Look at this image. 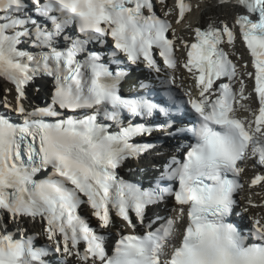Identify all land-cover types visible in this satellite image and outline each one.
Instances as JSON below:
<instances>
[{"label":"snow or ice","instance_id":"obj_1","mask_svg":"<svg viewBox=\"0 0 264 264\" xmlns=\"http://www.w3.org/2000/svg\"><path fill=\"white\" fill-rule=\"evenodd\" d=\"M218 3L240 9L231 27L189 24L195 42L181 38L198 95L187 90L177 101L169 90L154 101L150 92L122 94L130 66L177 69L175 31L153 0H0V79L16 93L15 106L6 98L3 106L22 118L0 115V264H264V217L249 215L247 229L230 219L249 160L260 170L250 187L264 188V0ZM175 8L179 24L191 5ZM238 37L250 55V70L242 65L250 91L221 47ZM109 40L105 54L95 49ZM36 79L50 81L49 101L28 109L25 90ZM158 114L166 123L182 115L190 126L175 131L189 142L145 187L121 170L153 147L139 138L156 130ZM168 199L169 216H147ZM29 222L55 246H38ZM112 227L119 233L109 246L103 230Z\"/></svg>","mask_w":264,"mask_h":264},{"label":"bare ground","instance_id":"obj_2","mask_svg":"<svg viewBox=\"0 0 264 264\" xmlns=\"http://www.w3.org/2000/svg\"><path fill=\"white\" fill-rule=\"evenodd\" d=\"M194 4V10L193 13L185 18L183 22L180 24L176 25L175 27L177 28L178 34H180L179 38L183 41H186L187 39L192 40L193 39V33L192 31H189L187 25H191L195 22H215L218 23L220 21L229 24L230 21H234V18L236 14L239 12L238 8L235 7L233 4L225 5L222 6L218 3V0H193ZM168 8V7H167ZM168 10L172 11V8L169 7ZM233 10V11H232ZM227 11V14L225 13ZM232 11V13H231ZM232 21V22H233ZM191 35V36H190ZM232 50H237V52L234 54V56L238 53L243 55V50L242 46L239 44H236ZM247 59H243V61H246ZM179 76H180V87L182 90L186 91L187 89L191 88L189 85L192 83V79L190 74L187 72L186 69L183 68V66L180 68L179 71ZM246 84H249V81L246 79L245 81ZM41 95L36 92H32V90H28V97L27 99L32 100L31 103L28 105L32 107L33 101H38L40 100ZM5 98L0 94V103L4 101ZM7 102L13 106L16 104V94L11 97V99L7 98ZM245 103H248L247 101ZM254 104H252L253 107ZM157 165V164H156ZM160 165V164H159ZM161 166V165H160ZM131 168L134 167V165L130 166ZM253 194L254 192H249ZM243 194V192L241 193ZM169 207H173V204L168 203L167 204ZM244 207H248L247 205H244ZM167 214H171L170 211H167ZM248 215L251 216H264V208H259V209H253L250 210ZM121 223L122 222H119ZM28 228V225H26ZM31 231V229H30ZM32 232H40V224H36V229H34Z\"/></svg>","mask_w":264,"mask_h":264},{"label":"rangeland","instance_id":"obj_3","mask_svg":"<svg viewBox=\"0 0 264 264\" xmlns=\"http://www.w3.org/2000/svg\"><path fill=\"white\" fill-rule=\"evenodd\" d=\"M232 11H233V10H232ZM232 11H231V13H232ZM225 13L227 14V11H226ZM32 92H35V91L32 90ZM0 93H2L1 86H0Z\"/></svg>","mask_w":264,"mask_h":264}]
</instances>
